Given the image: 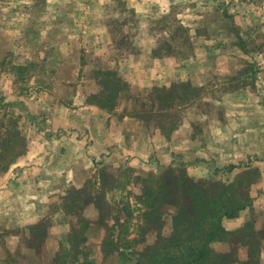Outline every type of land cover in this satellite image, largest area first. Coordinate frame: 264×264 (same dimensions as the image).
<instances>
[{
    "label": "rangeland",
    "instance_id": "1",
    "mask_svg": "<svg viewBox=\"0 0 264 264\" xmlns=\"http://www.w3.org/2000/svg\"><path fill=\"white\" fill-rule=\"evenodd\" d=\"M147 2L0 0V264H138L172 229L160 188L182 204L189 183L250 217L214 251L257 259L264 0ZM30 148L70 169L63 189L14 167Z\"/></svg>",
    "mask_w": 264,
    "mask_h": 264
},
{
    "label": "trees",
    "instance_id": "2",
    "mask_svg": "<svg viewBox=\"0 0 264 264\" xmlns=\"http://www.w3.org/2000/svg\"><path fill=\"white\" fill-rule=\"evenodd\" d=\"M247 165L248 163H241L238 166L229 165L227 169L233 171L238 167ZM177 190L181 191L179 197L186 200L185 203L178 204L173 199L171 200L173 203H170L168 198H171L172 194L175 196V192L167 193L166 185H163L160 188L161 192L158 193L164 204L176 206L170 234L167 237L158 234L153 245L142 251L134 252L131 257L128 254L129 257L138 264H235L241 262L238 253L234 251L233 254L232 252L229 254L215 252L213 248L214 243L225 241V235L232 234L223 228V220L235 217L240 213V209H232L230 212L224 211L225 205L222 204L220 193L212 197L209 190L197 188L190 183L183 184L181 189L177 185ZM145 194L148 196L147 191ZM151 221L153 224H158L159 218L151 219ZM159 226L158 231L161 232L163 224L161 223ZM249 226L246 224L243 229L234 233H241V240H244L247 234L245 233L246 229ZM67 241L68 243L69 241L75 242L72 236ZM120 255L128 256L123 253ZM248 255L249 264H259V254L254 261H251L252 254ZM241 263L246 264V262Z\"/></svg>",
    "mask_w": 264,
    "mask_h": 264
},
{
    "label": "crops",
    "instance_id": "3",
    "mask_svg": "<svg viewBox=\"0 0 264 264\" xmlns=\"http://www.w3.org/2000/svg\"><path fill=\"white\" fill-rule=\"evenodd\" d=\"M127 1V3L130 5L131 8H133L134 10H136V12H141L143 10V8L148 6V2L147 0H125ZM160 62L159 69H157L159 72L160 71H165L166 67L169 66V60H157ZM171 70V71H170ZM181 70V67L179 64H175V65H171V69H166V71H170L173 72V74L176 76V74L179 73V71ZM150 78V77H149ZM58 128V127H57ZM83 155H85L84 151H83ZM246 156V154H245ZM31 158H43L40 161H32ZM56 158V153L55 151L51 152H41L40 150H36V149H28L27 153L21 158L20 162L15 166H21V168H24V179H27V172H29L30 175H32L29 178L30 182H38L39 184L41 183H45L48 182L50 184V187L47 186V190H50V188L54 191H60V189H63L67 182L69 181L68 175L69 174V170L67 171L64 167V164L62 161H58L55 160ZM30 169V170H29ZM32 172H37V176L33 175ZM26 173V174H25ZM51 175V177H50ZM43 191V190H41ZM55 199V198H53ZM43 204V203H42ZM43 207H41V204L38 201L37 204V213L33 214V217L37 216V219H33V221H39L40 218L43 217V215L45 214L44 210H41ZM44 209V208H43ZM32 217V215H31ZM250 217L247 216V213L245 212H240L239 214H237L235 217L233 218H229V219H224L223 220V228L227 231V232H235L238 231L240 229H243L244 226L249 222ZM32 221V220H31ZM257 230H259L256 227ZM258 247H259V264H264V237L261 234L258 237ZM239 260L241 261H246L247 259V254L246 252L241 248L239 250Z\"/></svg>",
    "mask_w": 264,
    "mask_h": 264
}]
</instances>
